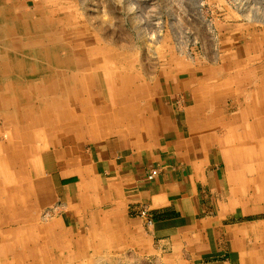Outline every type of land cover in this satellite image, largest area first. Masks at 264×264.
I'll return each instance as SVG.
<instances>
[{
  "label": "crops",
  "instance_id": "0c3cea01",
  "mask_svg": "<svg viewBox=\"0 0 264 264\" xmlns=\"http://www.w3.org/2000/svg\"><path fill=\"white\" fill-rule=\"evenodd\" d=\"M232 44L229 61L243 55ZM69 58L64 70L54 67L59 91L52 114L44 107L54 121L38 131L43 144L34 145L35 155L21 157L34 205L58 206L55 248L73 254L124 248L115 264H264V217L254 215L263 206L253 193L241 209L237 199L220 200L225 181L219 151L227 165L258 174L251 178L260 190L255 197L264 199V164L235 151L254 140L253 126L246 125L245 138L230 133L224 146L212 143L217 126L225 125L223 116L236 120L231 113L237 89L226 90L224 83L209 88L204 76L195 80L182 63L109 80L98 59L84 53ZM213 90L224 92L213 97ZM249 105L250 115H261ZM151 169L157 175L148 180ZM238 173L234 181H241ZM36 227L45 233L48 228Z\"/></svg>",
  "mask_w": 264,
  "mask_h": 264
},
{
  "label": "rangeland",
  "instance_id": "374dc122",
  "mask_svg": "<svg viewBox=\"0 0 264 264\" xmlns=\"http://www.w3.org/2000/svg\"><path fill=\"white\" fill-rule=\"evenodd\" d=\"M0 1L3 4V8L0 9V37H5V43L12 45L13 50H19L22 41L26 39L30 46L32 43L41 45L38 47L41 51L51 49L56 45V42L59 43L58 41L65 30V33L71 31L72 34L74 33L69 37L71 44L79 41L86 46L85 50L83 48L70 49L68 55L72 53L76 57L77 54L84 53L88 54L90 59H98V64L103 65L105 74L107 73L111 77L109 80L117 78V76L118 79L127 76L132 80L135 74L143 76V73L140 75L141 71H154L158 67L173 62L182 63L185 65L184 68L189 69L195 76V80L198 79V76L200 78L204 76L209 88H214L217 83H224L228 84L225 87L226 90L229 89V86L237 89L235 92L237 95H234L237 96V100L233 106L235 112L231 113V116L236 117V120L223 116L224 120L222 121L225 125L217 126L216 135L214 138L212 137L213 144L224 146L223 142L230 133L234 136L239 134L242 136H240L241 138H245L247 133L245 127L248 124L253 126L254 139L264 142V130L255 131V125L264 127V116H261L264 115V89H262L263 83L261 82L264 79V73L261 74V71L264 70V0ZM17 20L22 23L20 29L16 27ZM234 41V46L238 50L241 49L243 55L239 59L234 58L229 61L227 55L231 52L230 47ZM47 53H42V58H40L48 66L46 70L53 71L52 57ZM57 53L60 56H57L58 59H63L65 53L59 50ZM101 53L103 54L101 55ZM225 60L229 61V65ZM1 66L4 68V64ZM64 69L65 66L60 70ZM97 69L102 68L98 67ZM0 71L4 76L6 70L0 69ZM20 71L24 72L25 70L21 69ZM64 74H66L65 71L59 72V75ZM256 85L257 88L253 90ZM7 87L0 85V94L4 97H8L10 93ZM30 89L32 90V88ZM37 90L35 86V98H31L29 103L23 99H20L18 103L22 109L30 110V116L33 118L30 125L42 133L46 129L48 121H42V118L37 121L36 114L40 115L41 112L43 116L44 107L47 112L52 114L53 106L50 94L47 95L44 89L39 92ZM56 90L59 91L58 88ZM222 92L224 91L213 90V97ZM4 99L0 101V127L4 126L3 122L6 116L13 117L12 114H8L12 112L11 108L9 109L11 112H7L5 107L3 108V104L6 103ZM18 103L11 99L10 105L15 107ZM248 105L254 111L258 109L261 115H257L258 113L250 115L247 112ZM18 120L19 118L15 116L11 122L18 124L20 122ZM45 122L46 124H44ZM52 127L50 126V128ZM38 134V132L34 133V137H31L35 142H32L33 145L43 144L44 136L40 137ZM4 140V135L0 133V143ZM230 142H233V139ZM12 148L18 151L20 146L15 144ZM26 152H33L35 155L36 151L34 147L32 149L27 147ZM219 152L221 172L225 181L220 200L229 204L230 200L237 199L238 208L241 209V204L246 203L247 195L249 197L253 193L254 202L263 206V211L259 210L254 215L264 217V199L256 200L258 198L255 197V193H259L260 190L255 189L256 177L251 179L256 174H250L245 168L233 167L230 163L227 165L226 154L222 151ZM254 158L257 161L260 160V156L254 155ZM9 165L11 166L10 179L0 169V181L6 186L10 184L13 187L15 176L19 175L21 178L23 175V161L20 154L18 160L13 164L10 162ZM27 171H31L33 174L37 170H33L31 166L27 167ZM236 172H239V177H242L241 181H234ZM25 181L26 184L28 183L27 189H25V206L29 210L30 218H34L30 226L34 225L35 229H40L36 225L48 226L45 234L46 240L47 238L53 240L55 236L52 232V220L57 213L58 206L51 203L38 209L34 205L32 196L30 197L32 183L26 178ZM234 216L230 215L227 219L234 221ZM56 250L57 254L59 251L64 264H66V260L74 259H78V261L72 264H96V259L116 262L120 253L125 252L121 247L95 248L88 249L89 252L86 254L79 252L77 257L73 258V250Z\"/></svg>",
  "mask_w": 264,
  "mask_h": 264
},
{
  "label": "bare ground",
  "instance_id": "6f19581e",
  "mask_svg": "<svg viewBox=\"0 0 264 264\" xmlns=\"http://www.w3.org/2000/svg\"><path fill=\"white\" fill-rule=\"evenodd\" d=\"M0 3V9H2L3 4L1 1ZM17 21L18 22L15 23L16 27L20 29L22 23L19 20ZM70 35L73 36L74 33L72 34V31L70 33H65L64 30L60 38L61 42L58 41L59 43L56 42V45L51 49H43L42 51L40 48H38L41 47V45H35L32 43L30 46L27 43V39L23 40L22 37L21 39L23 41L19 50H13L11 48L12 45L5 43V37H0V69L6 70L4 76L1 75L2 71H0V85L8 86L7 88L10 91L8 97H4L2 94H0V101L5 98L4 100H6V103L3 104V108L5 107L7 112L12 111L8 114H12L13 117L16 116L19 118L18 121H20L18 124L11 122L13 117L6 116L3 122L4 126L0 127V133L5 137V140L0 143V169L5 176H9V179L11 176V164L9 165V163L12 162L13 164L14 161L18 160L19 154L20 157H24L25 155L23 154H26L27 147L30 149L34 147V143L32 144L34 139L31 137H34V133L37 134L39 131L37 128L30 125V122L33 120V118L30 116V110L27 108L22 109L18 102H20V99H23V101L29 103V100H31V98L36 95V92L34 91L35 86L38 89L37 92L42 89L46 90V94L48 95L49 93L52 99L51 101L54 102L57 93L56 88H58L56 83L59 81V78L56 74L57 71L46 70V67L48 66L41 60V54L48 52L47 54L52 57L51 61L53 62V65L51 66H53V68H59L63 65H70V56L68 55V53L71 51L70 49L79 50L80 48L84 49V47H86L79 41H76L75 44H71V40L69 39ZM58 50L65 53L63 59L61 60L58 59V57H60L57 53ZM102 54L103 53H101V55ZM2 64H4V68L1 66ZM21 69L25 71L21 72ZM262 73H264V70L261 71V74ZM61 80L64 81V78H61ZM261 82L263 83L262 89H264V79ZM30 88H32V90ZM256 88L257 85L253 88V90ZM208 97H210V95H208ZM10 98L12 101L18 103L15 107H11ZM37 99L39 100L40 98ZM40 101L42 102V100ZM52 102L51 105L53 104ZM10 108L11 111L9 110ZM251 110L254 111L253 108ZM42 113L43 116L41 112L40 115H38V113L36 114L37 121L41 118L42 121L47 120L50 123L54 121L53 118L49 117L45 113V111ZM15 144L20 146L18 151L12 148ZM235 149L237 154L241 156L243 153H245L244 156L248 155V157H254V155L260 156L259 161L264 164V142L262 140H253L250 138L248 139V142H245V144H238ZM239 160H241V157H239ZM263 172L264 171H262V173ZM262 176L259 175L258 177L261 178ZM23 180L24 182L22 183ZM9 183H11V181H9ZM27 184L25 181V176L23 177V175L21 178H19V175L15 176L13 187H11L10 184L6 186L0 181V264H64L63 260H60L59 251L57 254L56 249L58 248H55V241L52 239L50 241L48 238L46 240V233L42 228L35 229L33 227L34 225L32 227L30 226L33 223L31 221H33L34 218H30L31 215L29 214V210L26 209L25 206L24 198L26 195L25 189H27ZM24 186L25 188L23 189ZM36 230L37 232H35ZM30 235L33 238H31ZM88 252V249H85L84 251H81L80 254H86ZM74 256H77V254H73V257ZM65 263L71 264L70 260H66ZM112 263L114 262L112 261Z\"/></svg>",
  "mask_w": 264,
  "mask_h": 264
},
{
  "label": "built area",
  "instance_id": "2783aa9c",
  "mask_svg": "<svg viewBox=\"0 0 264 264\" xmlns=\"http://www.w3.org/2000/svg\"><path fill=\"white\" fill-rule=\"evenodd\" d=\"M157 175V170L156 169H151L148 171V173L146 174V179L151 180L153 179L155 176ZM142 214H145L144 211H142Z\"/></svg>",
  "mask_w": 264,
  "mask_h": 264
}]
</instances>
